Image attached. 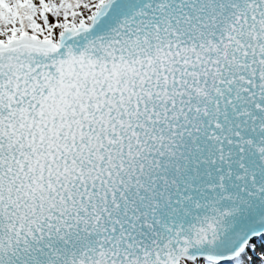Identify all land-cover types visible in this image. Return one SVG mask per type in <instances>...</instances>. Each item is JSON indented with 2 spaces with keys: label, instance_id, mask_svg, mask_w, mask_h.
Segmentation results:
<instances>
[{
  "label": "snow or ice",
  "instance_id": "snow-or-ice-1",
  "mask_svg": "<svg viewBox=\"0 0 264 264\" xmlns=\"http://www.w3.org/2000/svg\"><path fill=\"white\" fill-rule=\"evenodd\" d=\"M0 264H264V0H0Z\"/></svg>",
  "mask_w": 264,
  "mask_h": 264
}]
</instances>
